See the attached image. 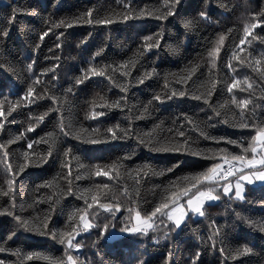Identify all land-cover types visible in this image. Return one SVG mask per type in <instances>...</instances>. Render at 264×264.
Returning <instances> with one entry per match:
<instances>
[{
    "label": "trees",
    "instance_id": "1",
    "mask_svg": "<svg viewBox=\"0 0 264 264\" xmlns=\"http://www.w3.org/2000/svg\"><path fill=\"white\" fill-rule=\"evenodd\" d=\"M124 3H130L131 8L136 11H152L157 8L166 11L163 8L165 0H0V102L3 103V110L7 113L8 102L19 100L26 93L30 82L37 77L41 80L35 85V94L41 98L31 104L23 101L8 115L3 129L0 130V143L6 144L8 140L24 132V138L7 145L10 153L20 156L28 150L29 141H37L49 132L57 137L56 150L48 162L39 167H28L15 181L16 214L28 220H35L37 217L42 220L45 214L50 215L47 234L26 231L13 217L0 214V246L6 249L0 252V262L52 264L54 260H64L66 264V246L52 239L51 230L71 231L73 222L79 224L78 217L75 221H68V213L72 209L87 208L84 199L76 194L77 189L107 184L114 189V194L123 206L115 218L99 209V219L94 222L98 227L82 232L76 237L74 242L81 243V249H71L69 254L77 259V264H192L197 251L201 253L197 264H264V232L247 222L264 221V183H245L243 201L225 197L222 195V189L219 190L221 199L206 203V216L190 214L178 231L164 227L159 233L150 232L146 236L120 232V229L125 227L121 218L129 214L126 208L132 207L133 201L136 202L137 211H140L142 216L146 215L160 202L162 195H165L163 189L171 182L205 171L214 162L221 163L219 158H210L211 153L208 150L227 149L230 153L241 154L239 145L242 143L243 147H247L255 130L233 126V115L238 117L239 109L231 106V111L216 117L203 100H195L192 97L200 94L207 86L210 76L207 53L218 41L219 36L224 34L225 41L217 57L218 69L214 70L222 86L214 91L209 104L215 106L236 96L238 101L250 99L255 104L264 105V80L248 66L250 60L255 66L252 58H261L264 54V44L259 39L264 37V30L253 29L257 39L251 45L246 43L240 46L244 51L239 55L245 58V63L231 60L234 72H230L228 67L233 50L243 36L242 21L251 14H259L264 9V0H181L175 10L176 15L168 16L164 20L145 16L128 21L117 20L109 25L78 21L69 28L60 26L48 31L53 24L61 20H76L90 8L94 9V21L105 18L109 12L122 14ZM14 9L16 14L13 19ZM201 11L207 13L208 21L200 18ZM10 20L13 21L11 24ZM184 21H191L192 27L186 29ZM249 22L252 21L249 19ZM5 30L6 36L3 35ZM46 31L48 35L41 40V34ZM61 33L62 39L57 40ZM157 33L162 36L156 37ZM146 36L153 37L151 43H155V39L159 38L160 45L143 53L137 65L131 68L130 77L121 76L123 68L113 72L112 69L117 68L122 61L130 59L138 51L143 52V38ZM85 37L87 40L82 44L81 41L85 40ZM37 44L39 48H36ZM56 44L61 47L57 48ZM101 49L103 51L100 55L93 59V53ZM33 61L34 69L30 73L27 65ZM90 63L94 67L111 65V68H106L108 75L121 84L130 79L132 86L127 93H122L107 77H91L76 86L75 79L83 75L81 70L86 71ZM53 65L58 66L55 71L40 77V73L51 69ZM193 66L196 71L188 77L187 83H177L188 75ZM151 69H155L154 75L147 78L143 84H138L136 81L142 74ZM166 77L169 84L167 89ZM233 77L241 81L247 77L249 82L254 81V90L241 91L240 88H234L229 94L227 84ZM241 87L247 86L242 84ZM69 88L72 90L66 93ZM173 88L186 91L188 95L175 96L163 103L153 101L149 114L136 119L140 117L141 108L157 93L170 94ZM97 94L105 97L108 102L119 101L121 96H124L126 106L122 101L121 108L101 109L98 107L101 101ZM52 96L64 98L65 103L60 112L49 111L56 107ZM93 100L96 101V106L92 105ZM92 110L105 111L106 115L97 121L86 120L85 113ZM44 113H47L44 121L36 125L32 132H27L29 125L36 124V118ZM61 114L64 123L71 124L73 130L86 129L85 135H91L94 128L103 132L117 123L128 127L129 116L133 117L135 131L128 139L90 144L60 133ZM256 115L264 120V106L257 108ZM185 117L203 129L209 138L201 136L199 130L194 129ZM225 119H228L229 123H224ZM155 125L160 127L154 129ZM170 129L185 131L191 148L200 150L201 155L194 156L190 152H154L139 144L136 139L137 134L154 130L153 134L157 139L170 141L173 139ZM230 140L238 143L231 144L228 142ZM66 148L71 149V155L78 157V160L71 161L69 165L74 193L72 195L63 194L69 187L68 180L64 178L68 169H63L61 165L62 154ZM47 149V144L39 143L34 144L31 151L35 154H46ZM244 155L251 158L252 153L249 151ZM114 161L124 165L125 173L133 169L135 178H129L126 174L117 177L115 172L99 177L84 175L93 165H100L102 171H107L105 166ZM19 162H22V159L17 161L14 157V166ZM143 164H148L152 173L162 175H144L143 170L135 171ZM170 168L172 170L169 172ZM78 175L81 176L79 180L76 179ZM6 179L0 161V188L4 190H7ZM45 182H52V185L45 187ZM57 191L62 193L59 197L60 203L53 208L47 197L53 196L55 199ZM10 199L11 197L0 196V208L8 206ZM99 202L114 203L111 195L101 197ZM88 203H91L90 196ZM97 207L93 205V208ZM237 213L240 214L239 218ZM106 221L110 223L105 235L101 237L100 226ZM217 230L221 236L213 246V241L208 237ZM111 232L116 236L109 237ZM164 232L169 233L168 237L159 239ZM198 236L201 239L198 240ZM244 245L249 247L251 252L242 256L235 255V251ZM221 248L224 249L223 254ZM14 249H19L24 255H39L27 260L22 255L18 260L17 256L9 251ZM44 256L49 259H44Z\"/></svg>",
    "mask_w": 264,
    "mask_h": 264
},
{
    "label": "snow or ice",
    "instance_id": "2",
    "mask_svg": "<svg viewBox=\"0 0 264 264\" xmlns=\"http://www.w3.org/2000/svg\"><path fill=\"white\" fill-rule=\"evenodd\" d=\"M181 0H165V4L163 8L166 11H162L160 8L149 11L147 9H140L139 11L133 10L131 8L130 3H124L123 8L124 12H109L105 18L93 20L94 9H88L86 13H82L80 17H77L76 20L69 22L67 20H61L52 25L48 31H51L52 28H59L63 26L64 28H69L73 23L78 21H82L87 24H99V25H109L113 24L117 20L128 21L130 19H138L145 16H155L157 19L164 20L168 16L176 15V9L180 5ZM224 7V5H221ZM16 10L13 11V19L15 17ZM201 19L208 21L209 17L205 11H201L199 13ZM249 19L252 21L249 22ZM13 21L10 20L11 24ZM47 24L48 21L46 20ZM243 27V36L239 41V44L236 45V49L233 50L232 57L229 61V71L234 72L235 69L231 65V60H238L240 64L245 63V58H241L239 55L240 52H243L244 49L241 48V45H245L246 43L251 45L254 40L257 39V36L253 33V29L261 28L264 30V9L261 10L259 14H251L249 18H246L242 21ZM183 25L186 29L192 27L191 21H184ZM48 31L43 32L40 36V39L43 40L45 36L48 35ZM232 31L231 29L229 30ZM4 36L7 35V30L3 33ZM156 37L162 36V34H155ZM63 33L57 36V40L62 39ZM251 37V39H247ZM260 42L264 44V37H260ZM87 40L81 41L83 44ZM143 52H137L126 61H122L120 65L112 69L113 72L119 71L121 68L124 71L121 72L122 77H130L131 68L135 67L138 63L139 58L143 55L144 52L150 51L152 48H156L160 45V39H155V43H151L153 37H144L143 38ZM225 35L221 34L219 36L218 41H216L212 48L209 49L207 55L209 57V81L207 82V86L204 87V90L197 95H193V99L195 100H203V102L208 105L214 115L216 117H220L225 114V112L231 111V106H235L236 109H239V116L236 117L233 115V126L241 129L252 128L255 130V134L251 136V139L247 143V147H243L241 143L239 146L241 147V154H233L227 151V149H214L208 150L211 153L210 158H219L221 163H212L210 167H208L205 171L195 173L190 176H184L182 178H177V181L171 182V184L163 189L162 198L159 203L155 205L151 212H148L146 215H141L140 211H137L136 202L133 201V206L130 208H126V211L129 213L127 216L121 218V222L125 223V227L120 229V232L127 234H140V235H148L151 233H159L164 227H171L173 231H178L182 228V225L188 218L189 214L192 216L205 217V205L206 202H215L221 199V192L219 190L222 189V195L225 197H229L232 199L244 200V188L245 185L242 183L246 181L248 184H252L254 181H264V120H261L256 115L257 108H260L264 105L255 104L250 99H240L237 100L236 96H232L231 100L225 99L223 103H218L213 106L209 104V100L213 97L214 91L218 87L222 86V82L218 79L217 74L214 70L218 69L217 57L221 50V45L224 44ZM56 47H61L60 44H56ZM36 48H39V44L36 45ZM35 51V49H33ZM51 51V50H50ZM103 49L93 53V59L98 57ZM251 55V54H249ZM254 60V65L252 61H248V66L252 68L254 72H257L262 80H264V54L261 55V58H252ZM58 66L53 65L51 69H45L44 72L40 73V77L44 76L46 73L53 72L56 70ZM111 65L103 66V67H94L92 64H89L88 69L85 71L82 69L83 75L77 77L75 79V85H81L85 80L91 77H107L110 83H114L115 87L119 88L122 93H127L129 88L132 86V81L126 80L123 84L117 82L113 76L108 75L106 72V68H111ZM28 71L31 73L34 69V61L33 63H29L27 65ZM196 71V67L193 66L189 71L188 75L183 80H178L177 83H187L188 77L192 75L193 72ZM155 73V69L147 70L142 74V77L137 80L138 84H143L145 80ZM216 77V78H214ZM41 82L40 78L37 77L35 80L28 84L26 93L16 102H8L7 113L3 110V103L0 102V130L3 129L5 121L8 118L13 110L17 109L23 101H27V103L31 104L35 100H39L41 97L35 94V85ZM246 85L247 87H241V85ZM255 82H249V79L245 77L242 81L233 77L231 82L227 84V92L231 94L234 88H240L241 91H248L250 89L254 90ZM169 87L167 77L165 78V88ZM72 89L69 88L66 90L70 92ZM99 96V94H97ZM188 95L186 91H178L175 88L171 90V93L168 94L165 92L163 95L157 93L152 100H150L147 104L144 105L140 110V117H136L139 119L149 114L150 105L155 102L163 103L165 100H170L175 96H185ZM262 97H264V90H262ZM99 100L101 103L98 105L101 109H116L122 107V101L124 102V106H126V99L124 96H121L119 101L108 102V100L99 96ZM52 102L56 105L55 108L49 109V111L60 112L62 105L65 103L64 98L52 96ZM92 105L96 106V101H92ZM249 105H252L249 107ZM131 112V109H129ZM106 115L105 111L100 110H92L85 113L86 120L97 121L100 117ZM47 113H44L40 117L36 118V124H30L26 129L27 132H32L36 125L40 124L44 121ZM129 124L128 127H122L119 123L107 127L103 132L100 131L99 128H94L91 130V135H85L87 132L86 129H72L71 124L66 125L64 123L63 115L60 117L59 131L63 136H73L77 141L87 142L90 144H101L107 143L109 140L115 139H128L133 136L134 127L132 124L133 117L129 116L128 118ZM189 124L192 125L194 129L199 130L200 135L207 137L205 131L203 129L198 128V126L188 117H185ZM224 123H229L228 119L223 121ZM183 126V125H181ZM160 125H155L154 129L159 128ZM173 133V139L170 141H161L156 138L153 134V131L148 133L137 134L136 139L139 141V144L143 145L145 148H149L154 152H190L194 156L201 155L200 150H193L190 145V141L186 138L185 131H181L179 129H170ZM25 133L21 132L19 135L15 136L13 139H10L5 143H0V161H2V167L7 176L6 184L7 190L0 188V196L11 197L10 204L8 206H4L0 208V214H6L9 217H13L16 223L24 228L26 231L37 232L40 234H47L46 230L49 229V221L51 216L45 214L44 218L41 220L39 217L35 218V220L23 219L20 215L16 214V205H15V194H16V178L20 175V173L24 172L30 166L39 167L48 162L49 158L53 156L56 150L57 137L54 133H46L44 137H41L37 141H29L27 148L28 150L24 151L20 156H15V154L10 153L7 149V145L12 144L14 141H19L24 138ZM147 137L148 139H145ZM231 144H237L238 142L235 140L228 141ZM44 143L48 145L46 154H35L31 150L33 149L34 144ZM252 153L251 158H248L244 153L248 152ZM22 162L17 163L15 166L13 164V159ZM130 158V157H126ZM78 160V157L71 155V149L66 148L62 154L61 165L63 169H68L67 175L64 177L68 180L69 187L67 192L63 193L64 195H72L73 189L71 187V168L69 167L71 161ZM222 164H226L227 168L222 167ZM239 164V167L236 165ZM176 165H173L175 167ZM78 167L83 168L82 165H78ZM108 170L102 171L100 165H93L91 168L84 173V175L89 177H99V176H108L109 172H115L117 177L127 175L129 178H135L134 170L129 169L127 173L123 171L124 165L119 162H113L110 165L105 166ZM247 169V171H246ZM143 170L144 175L156 174L162 175V173H152L150 166L148 164H143L139 166L137 170ZM172 169H168L170 172ZM77 180L81 179V176L76 177ZM234 179V191H233V183L231 180ZM137 183L139 181L137 180ZM52 185V182H45V187H49ZM127 190H125L126 192ZM62 193L57 191L55 195V199L53 196H48L47 199L52 203V207L55 208L57 204L60 203V195ZM80 195V198L84 199L87 204V208L84 209H72L68 213V221H75L76 217L79 218V224L73 222L71 224V231L64 230H51L52 239L56 240L58 243L66 246L65 256H66V264H77V259L69 254V250L81 249V243L74 242L76 237L82 232H88L90 229L98 227L95 221L99 219L98 210L102 209L103 213H108L110 216L115 218L117 212H119L122 208V204L120 203L118 197L114 194V189H112L109 185H93L92 187L79 190L77 189V193ZM111 195L112 201L114 203H100L101 197H106ZM90 196L91 203H88V198ZM97 205V208H93V205ZM31 206V205H30ZM91 211L89 212V210ZM102 214V213H101ZM89 216L91 219H89ZM237 217H240V214L237 213ZM247 219V218H244ZM247 222L253 226L258 227L260 231L264 232V221L254 222L252 220H247ZM110 222L106 221L103 226H100V236L103 237L108 228V224ZM169 235L168 232H164L163 236H159V239H165ZM221 234L219 231H214L208 237L209 240L213 241V246H215L216 239L220 237ZM156 239V237H153ZM197 239H201V237H197ZM223 243V240L220 241ZM6 249L3 246H0V252L5 251ZM12 251L14 255L17 256L19 260L23 255L25 260L33 258V254L28 253L26 255L22 254L19 249L9 250ZM224 249L221 248V254H223ZM251 252V249L246 245L241 246L240 249L235 251V255L242 256L246 253ZM172 253L169 251V256ZM201 253L199 251L196 252L195 256L192 259V264H197V260ZM44 259H49V257L44 256ZM2 264V262H0ZM52 264H65L64 260H54Z\"/></svg>",
    "mask_w": 264,
    "mask_h": 264
},
{
    "label": "rangeland",
    "instance_id": "3",
    "mask_svg": "<svg viewBox=\"0 0 264 264\" xmlns=\"http://www.w3.org/2000/svg\"><path fill=\"white\" fill-rule=\"evenodd\" d=\"M246 171H247V169H246ZM231 182L233 183V191H234V183H235L234 179H232ZM242 183L245 185V183H247V182L244 181ZM260 183H264V181H254L252 184L257 185V184H260ZM206 203H211V202H206ZM113 236H116V234L111 232V234L109 235V237H113Z\"/></svg>",
    "mask_w": 264,
    "mask_h": 264
},
{
    "label": "built area",
    "instance_id": "4",
    "mask_svg": "<svg viewBox=\"0 0 264 264\" xmlns=\"http://www.w3.org/2000/svg\"><path fill=\"white\" fill-rule=\"evenodd\" d=\"M236 166L239 167V164H237ZM222 167H224L226 169L227 165L226 164H222Z\"/></svg>",
    "mask_w": 264,
    "mask_h": 264
},
{
    "label": "bare ground",
    "instance_id": "5",
    "mask_svg": "<svg viewBox=\"0 0 264 264\" xmlns=\"http://www.w3.org/2000/svg\"><path fill=\"white\" fill-rule=\"evenodd\" d=\"M14 231V230H13Z\"/></svg>",
    "mask_w": 264,
    "mask_h": 264
}]
</instances>
